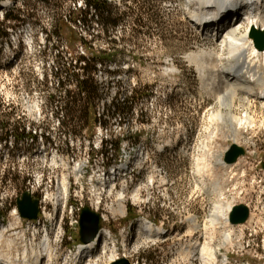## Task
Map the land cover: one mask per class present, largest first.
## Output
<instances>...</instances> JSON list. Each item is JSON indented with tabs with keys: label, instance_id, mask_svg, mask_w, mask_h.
<instances>
[{
	"label": "rangeland",
	"instance_id": "1",
	"mask_svg": "<svg viewBox=\"0 0 264 264\" xmlns=\"http://www.w3.org/2000/svg\"><path fill=\"white\" fill-rule=\"evenodd\" d=\"M8 1L0 4V28L12 26L0 39V119L20 134L0 144V216L11 252L39 246L48 230L53 253L41 264H110L117 256L132 264H264V100L233 108L235 130L221 118L228 110L215 80L187 57L220 55L221 41L191 25L187 0H107L116 25L93 11L86 23L70 20L85 0ZM18 9L24 24L5 20ZM80 56L88 73L76 66ZM87 77L98 93L80 91L78 79ZM234 143L245 154L221 164ZM129 145L132 170L114 188L108 165L125 164ZM27 191L43 200L40 222L20 216L17 199ZM239 204L251 214L233 225L226 218ZM86 205L107 233L99 252L78 263Z\"/></svg>",
	"mask_w": 264,
	"mask_h": 264
},
{
	"label": "bare ground",
	"instance_id": "2",
	"mask_svg": "<svg viewBox=\"0 0 264 264\" xmlns=\"http://www.w3.org/2000/svg\"><path fill=\"white\" fill-rule=\"evenodd\" d=\"M196 1L200 5V8L197 11L199 15L217 14L225 8H230L233 3H237L240 5L247 4V0H231L229 4L226 3L225 0H196ZM8 2H9L8 0H5L3 3L4 4L3 7H5ZM253 3L259 6L255 7L257 9L255 12L249 13L247 16L248 19V24L246 27L247 31L245 30L244 32H241L243 27L242 24L229 25L224 29H222L221 31L219 30L218 33L219 37L217 36V41L218 40L221 41V51L223 52L222 54L219 55L215 51L211 50L207 52L201 51L199 53L191 52L187 56L190 59V61L193 62L198 67L201 75L202 74L204 75L205 72H208L207 76L209 77L208 79L206 77V79L213 81L215 80L214 83L216 85L213 91H215L217 101L223 107V109L226 108L228 110V113L224 115L225 117L221 115V118L227 121L230 124V128H232L233 130H235L234 123L239 120V118L235 116V114H233L232 112L233 108L238 104L241 106H245L244 103L245 100L248 101V99L254 97V93L256 90L255 83L257 86L264 84V70L261 71L262 68L260 65L261 64L260 62L263 63V61L259 62L260 58L264 56V51L259 50L255 46L254 40L251 37L252 28L264 30V9L261 10L262 8H264V0H253ZM250 75L251 76L253 75L254 77L257 78V80H255V83L253 82L254 80H247V78H250ZM235 77L236 78L238 77L237 79L240 80H233L236 79ZM205 83L208 84L207 82ZM258 89H262V88L259 87ZM250 101L251 100H249V102ZM245 120L250 121L251 117L246 115ZM219 162L221 164H226L225 159L224 161L220 160ZM80 170H82V168ZM118 170L119 173L123 172L124 164L119 165L117 171ZM64 186H65V190H64ZM104 186L105 184L102 183V187ZM63 191L64 192L67 191L66 184L63 185ZM119 199L122 198L120 197ZM95 204H96L95 208H97L98 207L97 204H100V202H96ZM40 219L41 218H39L37 221L40 222ZM226 220L228 222L229 218L227 217ZM145 223L146 224L143 223L141 224L143 230L152 229L149 222L148 223L150 226L148 225L147 222ZM193 223L194 225L198 226L197 222H193ZM144 225L146 227H144ZM1 229H3L2 225L0 226V230ZM106 233H107L106 231L102 232V236H101L102 241H104ZM4 237H5L4 232L0 233L1 242H4L5 239ZM10 244L12 243L10 242ZM30 249L32 250L31 251L24 250V255H25L24 258L22 257L20 258L21 259L20 261H22L23 259L24 264H38L42 259V257H44L45 255L51 258L53 253L52 238H50V240L47 238L44 242L41 241V243L37 248L36 247L32 248L31 246ZM81 250H82L81 253L86 250L87 251L96 250V246H94V241L91 244L81 248ZM16 258L17 257H15V259H12L13 261H9L10 259L7 260L5 264H19L18 259ZM117 259H118L117 257H114V259L112 258L111 263L116 261Z\"/></svg>",
	"mask_w": 264,
	"mask_h": 264
},
{
	"label": "water",
	"instance_id": "3",
	"mask_svg": "<svg viewBox=\"0 0 264 264\" xmlns=\"http://www.w3.org/2000/svg\"><path fill=\"white\" fill-rule=\"evenodd\" d=\"M251 37L254 40L255 46L263 51L264 50V30L252 28ZM246 152L245 148L241 145L234 143L232 144L225 155V162L228 165L234 164L237 160L244 155ZM264 166V164H263ZM17 206L22 218L29 220H36L40 214V200L33 196L30 191L25 192L17 199ZM251 211L248 205L239 204L235 205L229 215V221L233 225L246 223L250 217ZM102 228V217L101 214L93 210L89 205H86L81 212L80 220V233L81 242L90 243L100 233ZM110 264H132L127 257H122Z\"/></svg>",
	"mask_w": 264,
	"mask_h": 264
},
{
	"label": "trees",
	"instance_id": "4",
	"mask_svg": "<svg viewBox=\"0 0 264 264\" xmlns=\"http://www.w3.org/2000/svg\"><path fill=\"white\" fill-rule=\"evenodd\" d=\"M4 1L5 0H0V4L2 2V4H1L2 6L4 5L3 4ZM108 7L109 6H108L107 0H85V8L86 9H84V10L82 9L81 13L79 12V15H81V18L79 15L76 14L75 11H72L70 13V16H71L70 20H73V21L79 20L80 22L83 21L86 23V22H88V18L91 15V11L95 12L93 14L94 16L97 15L98 17H101V19L103 21H106V19L109 20L111 17H110V12L108 11ZM18 12L20 13L21 10L18 9ZM21 15H22L21 13L18 15V14H14L13 11H8L5 15V20H7V21H18L21 24H24L25 20H23ZM65 18L68 19V16H66ZM109 21H110V24L116 25L119 22V19H117V18L113 19V20L110 19ZM21 24H18V25L16 24L13 27H20ZM10 27H12V26L6 25V26L0 28V39L8 37L9 32L7 29ZM56 29H58V28H56ZM81 40H83V42H86L83 38H81ZM76 62H77V64H76L77 67L80 64V68L84 69V71H87V73H88L89 61H87V58L85 56L77 57ZM82 62H84L85 64L83 65ZM89 82H90V77L79 78L78 79V87H79L80 91L83 93H86L88 95L93 94L95 92L98 93V91H99L98 87H95V92H93L88 86ZM19 129L20 128L17 125L12 124L10 119H8V120H1L0 119V143L2 141H8L11 137H15V139H17L19 134H20ZM21 134H22L21 137H23L24 136V129H23ZM111 145H112L111 148L113 146H115V144H111ZM116 149L120 150V144H116Z\"/></svg>",
	"mask_w": 264,
	"mask_h": 264
},
{
	"label": "built area",
	"instance_id": "5",
	"mask_svg": "<svg viewBox=\"0 0 264 264\" xmlns=\"http://www.w3.org/2000/svg\"><path fill=\"white\" fill-rule=\"evenodd\" d=\"M40 202H41V208H43V207H42L43 200L40 199ZM103 231H106V229L103 228L102 232H103Z\"/></svg>",
	"mask_w": 264,
	"mask_h": 264
}]
</instances>
